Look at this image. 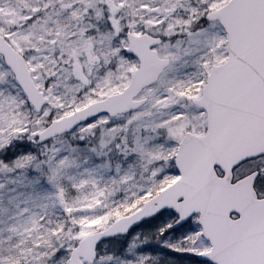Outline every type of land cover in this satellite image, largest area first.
I'll return each instance as SVG.
<instances>
[{
  "label": "snow or ice",
  "instance_id": "obj_1",
  "mask_svg": "<svg viewBox=\"0 0 264 264\" xmlns=\"http://www.w3.org/2000/svg\"><path fill=\"white\" fill-rule=\"evenodd\" d=\"M0 264H264V0H0Z\"/></svg>",
  "mask_w": 264,
  "mask_h": 264
}]
</instances>
